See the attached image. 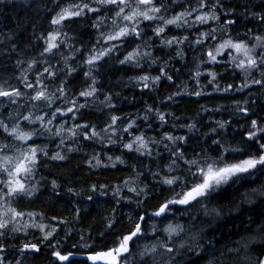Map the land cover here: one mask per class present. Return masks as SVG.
Masks as SVG:
<instances>
[{
	"label": "clouds",
	"instance_id": "clouds-1",
	"mask_svg": "<svg viewBox=\"0 0 264 264\" xmlns=\"http://www.w3.org/2000/svg\"><path fill=\"white\" fill-rule=\"evenodd\" d=\"M89 2L103 8L109 0ZM224 2L238 6L236 15L241 19L234 30H221L225 26L219 21L209 26L187 16L186 22L172 25V33H168L167 20L172 15V9L182 4L186 12H195L196 8L192 5H199L200 0H152L147 5L141 0H125L123 5L117 4L115 9L104 11L103 17L95 20L88 17L78 25L63 26L60 30L66 33V38L61 41L62 47L53 53H44L40 47L41 35L52 27L50 19L60 11L62 0H0V73L26 77L20 79V83L26 85L27 78L39 70L36 66L46 61L43 67L49 75L44 77L41 73L45 83L43 88L36 89L45 92L44 102L34 101L25 87L23 105L25 111L35 112L37 108L33 105H38L42 114L51 113L46 123L41 124L33 117L29 125L41 152L47 150L51 154L60 150L65 157L63 161H52L44 155L40 156V164L35 166L36 175L27 178L29 183L34 180L40 182L37 203L43 204L50 213L57 210L59 201H71L74 206L76 201H80L85 208L84 222L88 224L84 235L87 236L91 229L90 243L95 241L98 233L105 231H109L105 244L114 243L113 237L119 239L120 234L133 226L134 219L130 221L127 215L130 211L148 215L147 230L122 264H152V260L142 253L153 247L158 249L157 264H264V175L258 172L213 186L206 196L190 206L173 205L166 219L152 215L155 206L164 197L180 198L184 189L202 180L198 164L186 166L176 163L172 175L180 187L161 182L160 177L169 173L166 167H161L159 159L153 164V157L162 155L168 158L173 148L180 152L179 147L164 139L166 128L174 135H188L189 126L195 129L187 144L181 142L188 148V157L195 151L201 163L209 162V158L218 164L226 162V153L213 152L216 145L209 144L201 135V124L208 122L202 119L208 113L201 110V105L212 108L211 101L215 98L209 99L208 93L220 94L207 87L208 81L202 78L198 85L194 83L197 71L201 74L209 71L205 68L208 63L207 49L225 39H245L255 50L254 54L259 52L255 58L264 64V49L253 40L254 35L264 38V0ZM121 7L127 11L119 12ZM157 8L163 11L158 13L155 11ZM145 12L154 19H145ZM132 13H136L134 21L126 22L124 16ZM125 27L128 32L118 43H106L107 37L115 36ZM161 28L164 31L157 35ZM173 33L176 40L169 46L167 41L173 38ZM202 33H207V42H204ZM197 40L201 41L199 45ZM93 54L101 55V58L89 64L88 59ZM233 55L234 52L229 53L227 71L219 68L220 75L225 79H236L229 73L240 72L243 75L241 69L234 67L231 61ZM211 70L216 71L217 65L212 64ZM256 71L259 73L260 69ZM145 75L150 77L147 82L142 79ZM144 83H148L147 89L143 88ZM198 90L202 97L195 95ZM83 93L91 95L82 99ZM229 94L235 96L236 92ZM255 97L264 102L261 97ZM205 98H208V103L201 102ZM73 103L75 111L69 113ZM188 105H191L190 110ZM215 106L223 109L214 113L215 117L216 114L228 115L233 109L232 101L229 104L215 103ZM130 107L134 110H126ZM180 108L186 110L178 115ZM161 113L167 116V123L158 118ZM175 116L180 119H175ZM116 117L118 119L114 121ZM77 120L80 124L76 123ZM85 122L96 129L94 134L91 131L85 134ZM130 122H135V131L129 127ZM138 136L140 141L136 139ZM3 141L4 137H0V143ZM145 141L153 146L152 156L139 147ZM8 144L15 147V141H8ZM129 144L131 149L126 147ZM89 159L93 163L99 159L102 166L89 169ZM114 163L117 166L114 167ZM129 178L137 189L146 190L147 203H144V196L140 203H136L133 197L126 217L117 214L120 222L115 229L108 230L104 217L109 212L104 204L113 199V190L101 187L92 193L90 185L119 184L123 190L125 180ZM52 179L59 187L52 186ZM89 195L101 205L96 209L95 221L90 225L87 219L92 205ZM167 222H178L183 227L165 241L167 233L162 229ZM79 223L72 222L70 230L73 231ZM154 232L160 234L154 237ZM167 247L175 251H164Z\"/></svg>",
	"mask_w": 264,
	"mask_h": 264
},
{
	"label": "snow or ice",
	"instance_id": "snow-or-ice-1",
	"mask_svg": "<svg viewBox=\"0 0 264 264\" xmlns=\"http://www.w3.org/2000/svg\"><path fill=\"white\" fill-rule=\"evenodd\" d=\"M142 4H150L152 0H141ZM158 2V0H157ZM125 0H109V3L103 8L96 3H90L89 0H62L60 11L51 17L50 27L41 35L42 51L44 53H53L62 47L61 41L66 38V33L60 30L66 25H78L85 18L90 17L95 20L97 17H103L104 11H111L116 8L117 4L123 5ZM196 8L195 12L191 10L185 11L183 5L174 7L172 15L168 18L167 32L172 33V25H180L186 22L187 16H192L201 24L209 25L214 21H219L227 29H235L236 25L240 23V17L236 15L238 6L230 3H225L224 0H200L199 5L193 4ZM214 9V12H213ZM127 10L121 7L119 12L124 13ZM158 13L162 9H155ZM145 19H154L143 13ZM136 13L125 15L126 22L134 21ZM183 18V19H182ZM163 23V21H162ZM251 23V21H249ZM164 29L158 30L157 35L163 32ZM216 31V29H213ZM128 32V28H122L115 36L106 38V43H118ZM137 35L139 32L137 30ZM204 42H207L209 37L207 33H202ZM7 39V37L5 38ZM187 39V37H185ZM176 40V34L173 33V38L168 40L169 46L173 45ZM253 40L258 47L264 49V38L260 35H254ZM196 43L199 45L200 40ZM177 44V55H179V42ZM250 42L245 39L233 40L225 39L222 42L208 48L206 52L208 63L205 68L209 71L206 74L196 72V80L194 83L198 85L202 78L208 81L207 87L214 88L220 94H229L232 92L244 93L246 96H259L264 99V64H261L255 57L259 52L249 46ZM234 52L235 55L231 57V61L235 68L241 69L240 72L229 73L235 75L236 79H225L220 75L219 68H225L227 71V59L229 53ZM132 56V53H129ZM101 55L93 54L89 57L88 63L93 64L100 60ZM127 58V57H126ZM133 58H135L133 56ZM42 61L36 67L39 69L34 76L27 78V84H21L20 79L26 77H17L7 73H0V137H4V141L0 143V264H29L30 258H35L44 252L45 247L51 248L47 253L50 259L49 264H122L127 260L132 250L137 247L136 241L145 233L149 226L150 217L148 215H141L139 212H129L127 215L129 220L134 219L133 226L126 232L119 235V239L113 237L114 243L103 244L95 246L90 243L92 240L91 232L88 231L87 236L84 235L86 228L79 231V241H76L71 246H65L63 239L72 236L70 226L72 222L84 221L85 208L80 201H76L73 207L72 202L67 203L63 201L58 202L57 210H50L44 208L43 204H38L39 197L36 195L40 189V182L33 181L29 183L27 178L36 175V167L40 164V156L44 155L46 159L52 161H63L65 157L60 150L54 151L51 154L47 150L41 152L38 141L35 140L29 121L35 117L41 124L47 122V117L51 113H41L38 105H33L37 111H25L23 101L25 97L22 93L27 88L32 95V99L39 103H43L45 97L44 91H37L38 88H43L45 81L41 79V73L44 77H48V72ZM212 64L217 65V70L212 71ZM31 67V64L29 65ZM257 69H260L257 73ZM251 72V75H249ZM54 75V73H53ZM143 81L147 82L150 77L145 75L142 77ZM237 81L239 83H237ZM148 83L143 84V88L147 89ZM255 89V91H253ZM91 93L81 94L83 99ZM197 97H202L201 91H196ZM208 98L212 99L213 94L208 93ZM233 109L224 118L217 119L213 114L222 111V107H216L213 103L212 108L207 105H201V110L208 113V116L202 119H207V124H201L203 129L201 135L206 138L209 144H215L216 147L212 149L213 152L219 153L224 151L226 153V162L218 164L215 160L209 158V162L201 163L196 158V153L193 151L192 156L188 157V148L183 144H187L191 139V133L195 131L189 126L188 135H174L170 134V130H165L164 139L180 148L177 153L173 148L170 156L164 158L162 155L153 157L152 163L155 164L157 159L161 162L162 168H167L169 175H162L161 182L164 185L175 186L179 188L180 185L173 173V166L176 163H183L184 165H199L198 173L202 177L200 182L194 183L191 187H187L182 191L180 198L172 199L164 197L160 200L152 213L153 216L167 218V213L172 210L173 205L190 206L194 201L200 200L206 196L209 189L213 186H220L222 184L232 181L234 178H241L245 175H252L260 173L264 175V105L254 104L249 99H232ZM63 112V110H60ZM75 111V103L73 107L68 109V112ZM158 118L167 123V116L163 113L159 114ZM175 119H180L175 116ZM58 119V118H57ZM118 119V117L114 118ZM80 124V121H76ZM135 122H130L129 127L135 131L133 126ZM187 123V120H185ZM85 134L91 131L93 134L96 129L92 128L90 124H83ZM137 141L141 137L136 138ZM8 141H15V147L8 144ZM183 142V144L181 143ZM223 144V148H222ZM131 149L132 145H126ZM141 149H144L149 156L153 154V146L148 145L147 142L139 144ZM202 155H204L202 153ZM177 157V159H173ZM88 168L101 167V161L97 159L95 163L93 160H87ZM107 167L106 165H103ZM113 166H117L115 163ZM158 175V173H153ZM125 180V188L121 190L119 184L111 185L104 183L102 185L93 183L90 185L91 192L95 193L104 188L105 190L112 189L113 199L107 201L104 207L109 212V215L104 217L105 226L108 230L116 228L120 222L116 217L118 212L123 207H131L135 198L136 203H140L141 197L144 196V203H147V192L145 189H137L134 181ZM53 187H59L55 179L50 181ZM70 191H72L70 189ZM88 199L92 201L90 206L89 216L92 217L88 221L89 225L95 221L96 209L101 207L96 198L89 195ZM119 204V207L117 206ZM88 219V218H87ZM164 222V221H161ZM155 227V224L152 225ZM183 225L178 222H167L162 229L167 233L164 240L167 241L171 236L179 233ZM119 231V230H118ZM63 233V239L61 237ZM159 232H154V237L159 235ZM99 236H108L109 231L98 233ZM32 237V239H29ZM55 241V243H53ZM43 245V246H42ZM76 251L72 252L71 249ZM11 248V250H10ZM167 252H174L175 249L167 247L163 249ZM157 251L153 247L150 251L145 249L143 256L152 260V264H157ZM86 254L82 257L81 253ZM9 255L19 257L18 259L9 260Z\"/></svg>",
	"mask_w": 264,
	"mask_h": 264
},
{
	"label": "trees",
	"instance_id": "trees-1",
	"mask_svg": "<svg viewBox=\"0 0 264 264\" xmlns=\"http://www.w3.org/2000/svg\"><path fill=\"white\" fill-rule=\"evenodd\" d=\"M253 91H255V89H253ZM213 97L215 99H213L211 101V103H223V104H229L231 103L232 99H249L252 103L254 104H260V105H264V102H262L259 98H256L255 96H246V94L244 93H236L235 96H231L230 94H216L213 93ZM195 99V98H192ZM202 103H208L209 100L208 98H205L204 100L201 101ZM188 110H190L191 105L187 106ZM126 110H134V108L130 107ZM186 109L185 108H180L179 111L177 112L178 115H180L181 113H183ZM228 116L227 114H224L223 116L221 114H216V118L220 119V118H224ZM165 130H168L167 128ZM206 129H202V131H204ZM178 134H182V133H178ZM86 167V166H85ZM126 171V170H125ZM77 179H79V177H77ZM74 207V205H72ZM130 211V209L128 207H123L122 210L120 212H118V214H120L123 217H126V214ZM51 214V212L49 213ZM84 215V214H83ZM92 219L91 216L88 217V221H90ZM94 226V225H93ZM88 224L85 223L84 221H82L79 224L75 225L74 230L72 231V236L70 238L67 239H63V233H61V237L63 239V243L64 245L67 246H71L73 245L74 242L79 241V231L82 228H87ZM89 231H91V229H89ZM29 239H32V237H29ZM53 243H55V241H53ZM93 244L95 246H100L105 244V237L104 236H99L98 234L95 236V241L93 242ZM43 246V245H42ZM51 251V248H47L45 247L44 252L39 254L37 257L35 258H30L29 261L31 262V264H49V260L50 259H55V257H49L47 255L48 252ZM72 252H75L76 249L73 247L71 249ZM85 253H81V256L83 257ZM19 257H14L12 255H9L8 259L9 260H14V259H18Z\"/></svg>",
	"mask_w": 264,
	"mask_h": 264
}]
</instances>
